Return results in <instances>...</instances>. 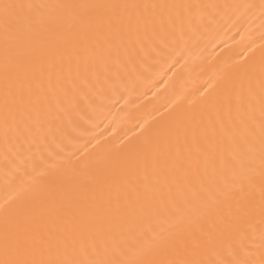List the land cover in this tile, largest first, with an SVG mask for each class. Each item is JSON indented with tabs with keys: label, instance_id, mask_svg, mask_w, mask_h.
Wrapping results in <instances>:
<instances>
[{
	"label": "bare ground",
	"instance_id": "6f19581e",
	"mask_svg": "<svg viewBox=\"0 0 264 264\" xmlns=\"http://www.w3.org/2000/svg\"><path fill=\"white\" fill-rule=\"evenodd\" d=\"M7 2L0 260L264 264V0Z\"/></svg>",
	"mask_w": 264,
	"mask_h": 264
},
{
	"label": "snow or ice",
	"instance_id": "6c2138e0",
	"mask_svg": "<svg viewBox=\"0 0 264 264\" xmlns=\"http://www.w3.org/2000/svg\"><path fill=\"white\" fill-rule=\"evenodd\" d=\"M34 6L31 4L25 5L22 3H11L7 0H0V25L3 26L5 35L7 36L9 29L11 28L14 21L20 17V13L25 9H32ZM58 9L69 8V7H85L90 10L102 7L100 5H85V6H73V5H57ZM262 162H264V139H262ZM175 234H170L169 238H174ZM47 241L43 236L32 237V238H18L16 241V247L18 251L21 250H34L37 247H43ZM5 250L7 253L8 242L5 241ZM0 264H149L144 260H133V261H114L104 259H92L82 260L77 255H69L64 258L58 259H45V258H6L0 260ZM187 264V262H182Z\"/></svg>",
	"mask_w": 264,
	"mask_h": 264
}]
</instances>
